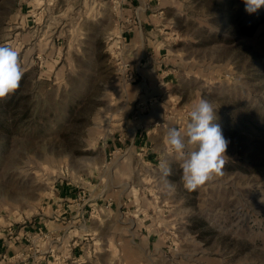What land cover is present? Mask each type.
<instances>
[{"label":"rangeland","instance_id":"obj_1","mask_svg":"<svg viewBox=\"0 0 264 264\" xmlns=\"http://www.w3.org/2000/svg\"><path fill=\"white\" fill-rule=\"evenodd\" d=\"M244 9L0 0L24 69L0 99V264H264V7ZM200 98L228 146L190 191L164 141Z\"/></svg>","mask_w":264,"mask_h":264},{"label":"clouds","instance_id":"obj_2","mask_svg":"<svg viewBox=\"0 0 264 264\" xmlns=\"http://www.w3.org/2000/svg\"><path fill=\"white\" fill-rule=\"evenodd\" d=\"M243 3L248 14L264 7V0H243ZM23 75L18 51L10 46H0V99L19 87ZM189 115L186 128L182 131L169 127L164 142L169 156L179 162L184 187L191 191L205 184L213 174H221L228 141L220 125L214 122L216 112L210 101L200 98ZM159 171L164 186L174 188L167 179L172 174L169 159L160 161Z\"/></svg>","mask_w":264,"mask_h":264},{"label":"crops","instance_id":"obj_3","mask_svg":"<svg viewBox=\"0 0 264 264\" xmlns=\"http://www.w3.org/2000/svg\"><path fill=\"white\" fill-rule=\"evenodd\" d=\"M61 208H62V207H61ZM62 214H63V213H62ZM65 221H66V220H64V222H61V223H60V222H57V223H56V227H57V228L61 227V224L65 223ZM56 227H55V228H56ZM65 227H66V226H65ZM61 229H62V228H61ZM66 230H67V227L64 229V231H66Z\"/></svg>","mask_w":264,"mask_h":264},{"label":"trees","instance_id":"obj_4","mask_svg":"<svg viewBox=\"0 0 264 264\" xmlns=\"http://www.w3.org/2000/svg\"><path fill=\"white\" fill-rule=\"evenodd\" d=\"M256 27H257V23L252 25V27L248 33L251 34L256 29Z\"/></svg>","mask_w":264,"mask_h":264}]
</instances>
